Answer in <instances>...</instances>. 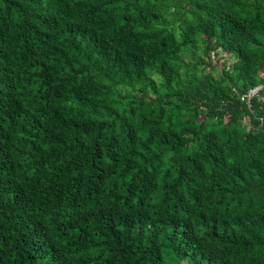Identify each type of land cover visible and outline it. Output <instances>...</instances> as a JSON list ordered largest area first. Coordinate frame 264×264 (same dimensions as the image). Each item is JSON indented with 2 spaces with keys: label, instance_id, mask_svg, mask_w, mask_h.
<instances>
[{
  "label": "trees",
  "instance_id": "16d2710c",
  "mask_svg": "<svg viewBox=\"0 0 264 264\" xmlns=\"http://www.w3.org/2000/svg\"><path fill=\"white\" fill-rule=\"evenodd\" d=\"M260 85L264 0H0V264H264Z\"/></svg>",
  "mask_w": 264,
  "mask_h": 264
},
{
  "label": "built area",
  "instance_id": "2783aa9c",
  "mask_svg": "<svg viewBox=\"0 0 264 264\" xmlns=\"http://www.w3.org/2000/svg\"><path fill=\"white\" fill-rule=\"evenodd\" d=\"M264 87L263 86H258V87H255L254 89L250 90L246 96L242 97V100H245L246 103L249 105L250 103V100L255 97L259 91L263 90ZM262 101L264 102V98L262 99Z\"/></svg>",
  "mask_w": 264,
  "mask_h": 264
},
{
  "label": "rangeland",
  "instance_id": "374dc122",
  "mask_svg": "<svg viewBox=\"0 0 264 264\" xmlns=\"http://www.w3.org/2000/svg\"><path fill=\"white\" fill-rule=\"evenodd\" d=\"M228 56L226 54H221L219 57H218V67L220 68L221 65L224 63V64H229L231 61L228 60ZM244 123H246V121H244Z\"/></svg>",
  "mask_w": 264,
  "mask_h": 264
}]
</instances>
